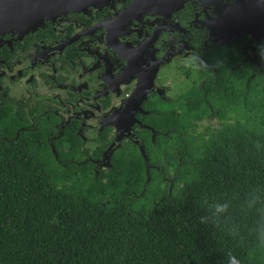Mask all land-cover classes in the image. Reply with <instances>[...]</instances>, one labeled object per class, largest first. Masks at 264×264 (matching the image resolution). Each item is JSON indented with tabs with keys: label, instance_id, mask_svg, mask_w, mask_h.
I'll return each instance as SVG.
<instances>
[{
	"label": "flooded vegetation",
	"instance_id": "1",
	"mask_svg": "<svg viewBox=\"0 0 264 264\" xmlns=\"http://www.w3.org/2000/svg\"><path fill=\"white\" fill-rule=\"evenodd\" d=\"M249 25L264 27V0H107L45 18L23 35L0 34V123L9 128L0 141L38 134L64 167L96 174L113 170L133 145L171 194L167 163L148 168L141 147L148 158L158 139H175L178 118L193 124L196 89L239 86L243 71L264 78V38L253 48L251 35L238 37ZM195 54L210 68L186 67ZM206 121L219 125L209 117L199 124Z\"/></svg>",
	"mask_w": 264,
	"mask_h": 264
},
{
	"label": "trees",
	"instance_id": "2",
	"mask_svg": "<svg viewBox=\"0 0 264 264\" xmlns=\"http://www.w3.org/2000/svg\"><path fill=\"white\" fill-rule=\"evenodd\" d=\"M239 76V86L192 92L193 124L178 118L175 139L172 132L147 149L148 164L167 163L171 194L133 145L96 174L64 167L38 134L1 140L0 264H225L228 250L241 264H264V248L240 247L199 221L204 195L243 199L264 186V147H254L264 145V78ZM208 117L218 127L199 131ZM7 128L0 123L2 134Z\"/></svg>",
	"mask_w": 264,
	"mask_h": 264
},
{
	"label": "clouds",
	"instance_id": "3",
	"mask_svg": "<svg viewBox=\"0 0 264 264\" xmlns=\"http://www.w3.org/2000/svg\"><path fill=\"white\" fill-rule=\"evenodd\" d=\"M259 53L264 60V44L260 45ZM221 66L219 62L216 64V67ZM186 67L197 71L210 68L200 54L190 56ZM254 147L259 151L264 145L256 141ZM199 205L203 210V215L199 217L201 224L210 225L240 247L252 241L256 247L264 248V186L249 188L243 199L239 196L216 199L204 195ZM225 264H241V261L233 251L228 250L225 252Z\"/></svg>",
	"mask_w": 264,
	"mask_h": 264
},
{
	"label": "water",
	"instance_id": "4",
	"mask_svg": "<svg viewBox=\"0 0 264 264\" xmlns=\"http://www.w3.org/2000/svg\"><path fill=\"white\" fill-rule=\"evenodd\" d=\"M106 1L107 0H0V34L17 31L23 35L36 30L44 22L45 18H55L67 12L81 11L89 5H97ZM261 28L262 26L259 25L242 26L238 37L244 34L251 35L253 38V48H255L259 41L264 38V27ZM116 144H119V141H117ZM141 151L149 168L150 165H148L145 148L141 147ZM56 157H58L57 153ZM149 180L148 178V181Z\"/></svg>",
	"mask_w": 264,
	"mask_h": 264
},
{
	"label": "rangeland",
	"instance_id": "5",
	"mask_svg": "<svg viewBox=\"0 0 264 264\" xmlns=\"http://www.w3.org/2000/svg\"><path fill=\"white\" fill-rule=\"evenodd\" d=\"M208 123L207 121L204 122L201 126V128L199 129V131H202L203 130V126H205V124ZM214 124V127H218V124H216V122L213 123Z\"/></svg>",
	"mask_w": 264,
	"mask_h": 264
}]
</instances>
